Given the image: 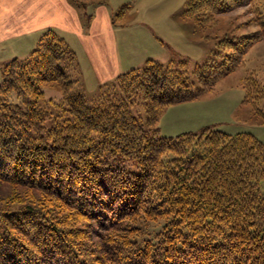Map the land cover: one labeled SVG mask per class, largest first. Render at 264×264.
<instances>
[{
    "label": "trees",
    "instance_id": "trees-1",
    "mask_svg": "<svg viewBox=\"0 0 264 264\" xmlns=\"http://www.w3.org/2000/svg\"><path fill=\"white\" fill-rule=\"evenodd\" d=\"M244 1L253 0H192L185 14L205 31L209 19ZM259 24L222 62L189 73L186 59H148L102 85L95 99L73 91L61 61L76 55L54 30L26 59L7 63L0 79V264H264V141L216 126L176 137L157 128L166 107L213 91L245 65L250 46L264 40V19ZM54 83L60 103L44 99L43 86ZM244 88L243 102L264 118L263 83L250 74ZM139 103L145 116L135 111ZM23 195L21 209L5 207ZM142 222L162 226L145 237Z\"/></svg>",
    "mask_w": 264,
    "mask_h": 264
},
{
    "label": "rangeland",
    "instance_id": "rangeland-1",
    "mask_svg": "<svg viewBox=\"0 0 264 264\" xmlns=\"http://www.w3.org/2000/svg\"><path fill=\"white\" fill-rule=\"evenodd\" d=\"M191 1L77 0L73 6L78 13V21L77 19L73 21L72 29H56L51 27L53 25H48L29 38L10 39L0 36V79L2 68L15 57L26 59L38 46L40 37L49 30L56 31L65 39L68 48L76 55V59L72 62L61 61L70 78L75 81L73 91L82 93L89 99H95L101 93L100 87L104 84L110 85L116 77L112 76L114 73L112 70H93L90 64L84 62L82 50L85 42L90 49H110L108 46H112L113 43H117V49H151V47L162 49L156 61L167 65L172 61L186 59L189 73H193L197 66L210 60L224 61L225 55L233 53L232 43L245 42L261 29L259 23L264 19V0L236 3L232 10L216 14L212 20L209 19L205 26L208 29L205 31L201 30L195 18L185 14ZM20 3L18 0H8L0 5V16L12 24L8 29L13 35L18 33L19 26L25 22L22 21L25 18ZM94 15L104 18L105 29L99 28L97 31ZM108 15L113 23L114 32H110ZM152 38L156 40L154 39V43L150 44L148 39ZM249 49L245 55V65L219 80L213 91L204 93L194 100L166 107L157 125L159 135L176 137L185 132L199 131L206 126H216L215 128L230 134L251 132L264 141V118L254 114V105L243 102L246 95L244 82L248 75H254L264 85V40L254 43ZM138 51L139 55L136 56L140 60L143 51ZM145 65L146 62H139L134 68ZM130 70L122 69L120 74ZM43 90L46 101L60 103L63 100L64 95L59 85L46 84ZM142 104H136L135 111L138 110L145 116V107ZM50 106L55 116L58 108L53 102ZM259 107L264 110V100ZM53 124H55L54 117L47 120L48 127ZM128 168L137 170L133 164H129ZM260 188L264 192V179L260 183ZM19 190L27 193L23 188ZM9 193L12 195L11 189ZM10 200L12 204L5 206L10 211L21 209L22 202L27 203L24 195L19 199L14 197ZM139 226L143 228L142 235L146 237L162 225L142 222ZM88 258L92 259V257Z\"/></svg>",
    "mask_w": 264,
    "mask_h": 264
},
{
    "label": "crops",
    "instance_id": "crops-1",
    "mask_svg": "<svg viewBox=\"0 0 264 264\" xmlns=\"http://www.w3.org/2000/svg\"><path fill=\"white\" fill-rule=\"evenodd\" d=\"M3 1L8 0H0V5ZM18 1L21 2L20 5H22V8L24 9L23 17L26 20H22L25 22L19 26L20 29L18 30V33L13 35L11 34V30L8 29L9 27H12V24H9L7 19L0 16V36L3 38H29L32 34L44 30L48 25H53L51 27L56 29L69 30L72 29L73 21L75 19L78 21V13L73 6L74 1L72 0ZM94 20L96 22L97 31L99 28L105 29L106 25L102 16L97 15V17H95L94 15ZM112 24L110 16L108 15L110 32H114V26ZM15 25L17 24L15 23ZM154 39H148L149 43H154ZM108 47L110 49H90L88 43L85 42L82 50L84 54L83 60L90 64L93 70L114 71L112 74L113 77H117L122 69H132L137 67L136 65H138L139 62H147L148 59L158 58L159 53L162 51V49H153L154 47H151V49H117V43H113L112 46ZM138 50L143 51L140 60L136 56L139 55ZM98 75L102 78L100 73H98Z\"/></svg>",
    "mask_w": 264,
    "mask_h": 264
}]
</instances>
